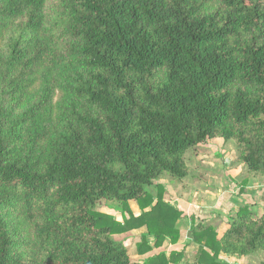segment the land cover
<instances>
[{
    "label": "trees",
    "instance_id": "1",
    "mask_svg": "<svg viewBox=\"0 0 264 264\" xmlns=\"http://www.w3.org/2000/svg\"><path fill=\"white\" fill-rule=\"evenodd\" d=\"M213 139L264 178V0H0V264L264 254L248 206L221 234L191 217V254L132 262L113 239L142 230L139 257L179 244L186 216L157 181H184Z\"/></svg>",
    "mask_w": 264,
    "mask_h": 264
},
{
    "label": "rangeland",
    "instance_id": "2",
    "mask_svg": "<svg viewBox=\"0 0 264 264\" xmlns=\"http://www.w3.org/2000/svg\"><path fill=\"white\" fill-rule=\"evenodd\" d=\"M228 145H230V147H228ZM224 159L229 161L228 163L231 164V166L232 164L233 167L234 165H236L237 163L236 149L232 143L221 144V143L213 142L212 144L210 143L208 148L205 145L199 146L195 150L188 151L185 156V160L189 167V172L192 174L193 173L198 174L197 176H199L200 178L198 182H196L195 184L193 183L191 195L194 196V199H197V197L199 198L201 196L200 199L202 201L201 203L204 208L197 207L192 211H188L189 215H187V217L189 218L193 217L195 223H196L195 220L203 221V219L204 220L211 219L212 216L210 214H205V213L203 214L204 210H208V212H215L217 214L218 213L220 214V211H218L220 205L217 206L216 208L212 207L211 205L213 200H214L213 203L220 200L221 195L225 194L226 199L230 202L232 201L231 200L232 196H230V194L236 195L238 193L239 195L245 192V189L239 188V192H238V190L235 188V191L229 193V188H228L230 184V181H228L229 172H226L222 167L224 163ZM184 181L178 182L169 178L168 176L160 177L159 180L157 181L165 187L166 194L163 197L164 200L167 201L170 206L176 208L177 210H179V208L181 209L185 208L184 205L187 204L186 203L187 197L185 196L187 192L184 190L185 191L184 193V191L182 190L183 187L185 186L184 185L185 183H183ZM182 183L184 186H180V184ZM179 187L180 189L176 190ZM187 189H189L188 186ZM148 190L149 192L152 193V195L155 196L156 192L154 191L153 188L149 187ZM227 194H229V196ZM192 196H191V200H192ZM246 200L247 202L249 201L248 198H246ZM97 207L99 211L112 215L115 218H117V220H121L119 216L120 207L117 203L111 201L108 202L104 201L98 203ZM131 208L133 209V213L135 215L139 214L138 207L135 203L131 204ZM248 210L251 212L250 209ZM183 220L184 219H180L178 221V228L182 236L181 242L179 244L172 246L168 243H165L163 247L159 249H155L149 255L143 257H139L135 255V244L140 242V236L143 232L142 230H135L125 235L115 236L113 239L115 242H118L128 250V256L130 257L132 262H142L143 259L148 256H152L159 252H164L165 254H167L173 249L179 250L182 249L183 247L188 254H191L194 251L195 247L188 238L187 232L190 225L188 222H185ZM215 221L218 222L216 224V228H218L219 231L221 232L222 230H220V228L223 226L225 222L223 223L221 219L218 218L215 219ZM149 242L151 243L152 240L149 239ZM220 258L221 260L229 264H264V254L262 253H256L248 257L221 256Z\"/></svg>",
    "mask_w": 264,
    "mask_h": 264
},
{
    "label": "crops",
    "instance_id": "3",
    "mask_svg": "<svg viewBox=\"0 0 264 264\" xmlns=\"http://www.w3.org/2000/svg\"><path fill=\"white\" fill-rule=\"evenodd\" d=\"M213 142L221 143V144L224 143L220 139H213V140L208 141L207 144H204V145L208 148L210 143L212 144ZM228 147H230V145H228ZM222 167L224 168L226 172H229V177H228V181H230V184L228 186L229 193L232 191H235V188L238 190V192H239V188L245 189V192L239 195L238 193L236 195L230 194V196H232L231 198L232 201L230 202L226 199L225 194L221 195L220 200L214 203H213L214 201L213 200L212 205H211L214 208L220 205V208H218V211H220V214L219 213L217 214L215 212H208V210H204L203 214L204 213L210 214L212 216L211 219L209 220L203 219V221L202 220H199V221L195 220V221L196 223H213L216 227V224L218 222H216L215 219L217 218L221 219L223 223L225 222L223 226L220 228V230L223 231L224 229L227 228V222L231 216H234L235 209L238 206H248L252 213L260 214L262 212L264 208V178L258 177V176H252L251 174L248 173L245 166L241 163H236V165H234L233 167V164L231 166V164L224 161ZM197 175L198 174H195V173L192 174L189 172V175L186 178L187 180L183 182L185 183L184 184L185 186L183 185V183L180 184V186H184L182 190L183 191L185 190L187 192V194L185 195L187 197L186 199L187 204L184 205L185 207L183 208L184 210L181 208H179V210L184 211L183 213L186 216V218H184L183 221L188 222L189 225H190V218L187 217V215H189L188 211H192L197 207H203L201 203L202 201L200 199L201 196L199 198L197 197V199H194V196L191 195L193 183L195 184L200 179L199 176ZM187 186L189 187V189H187ZM179 189L180 187L177 188L176 190H179ZM227 195L229 196V194ZM191 196H192V200H191ZM246 198L249 199L248 202ZM216 229L217 231H219L218 228Z\"/></svg>",
    "mask_w": 264,
    "mask_h": 264
},
{
    "label": "built area",
    "instance_id": "4",
    "mask_svg": "<svg viewBox=\"0 0 264 264\" xmlns=\"http://www.w3.org/2000/svg\"><path fill=\"white\" fill-rule=\"evenodd\" d=\"M224 161H225V162H229V161H227L226 159H224Z\"/></svg>",
    "mask_w": 264,
    "mask_h": 264
}]
</instances>
